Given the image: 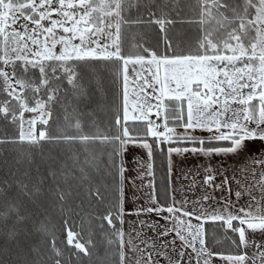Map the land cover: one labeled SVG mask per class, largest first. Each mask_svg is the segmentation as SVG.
I'll use <instances>...</instances> for the list:
<instances>
[{"label": "snow or ice", "instance_id": "6c2138e0", "mask_svg": "<svg viewBox=\"0 0 264 264\" xmlns=\"http://www.w3.org/2000/svg\"><path fill=\"white\" fill-rule=\"evenodd\" d=\"M0 163V264H264V0H0Z\"/></svg>", "mask_w": 264, "mask_h": 264}, {"label": "trees", "instance_id": "16d2710c", "mask_svg": "<svg viewBox=\"0 0 264 264\" xmlns=\"http://www.w3.org/2000/svg\"><path fill=\"white\" fill-rule=\"evenodd\" d=\"M147 31V30H145ZM164 158L160 155L156 157V183L159 186V190L161 191L162 186L160 184V178L165 173V166L163 163ZM6 171V166L3 163H0V175H3V172ZM81 205V201L76 199L74 203L71 205L76 208V211L71 215H68L67 212L65 216L68 220L69 226L72 228L74 232L81 233V242H87L90 238L96 245V247L90 248V251L93 253L90 257H85L82 253L76 254V250L74 248H70L66 245V236L63 231V218L58 214L55 215L53 219V223L56 225V237L58 241V247L63 252L62 264H108L107 256L104 252V245L101 239V232L98 227L99 221L95 220L91 213H95L98 215H102L105 213L106 205L103 203L93 202L90 207L88 202L85 201L82 207H78ZM89 220H91V225H89ZM105 224V228H106ZM227 245L225 241L223 243Z\"/></svg>", "mask_w": 264, "mask_h": 264}, {"label": "crops", "instance_id": "0c3cea01", "mask_svg": "<svg viewBox=\"0 0 264 264\" xmlns=\"http://www.w3.org/2000/svg\"><path fill=\"white\" fill-rule=\"evenodd\" d=\"M259 148H260V145L257 143V144L251 145L249 150H250V152L255 154L257 149H259ZM136 152H137V154L139 156H143L144 155V152L141 149H137ZM175 159L177 160V167H176V170H175V172L173 174L172 181H173V185L178 188V187H180L181 183H183L185 185L188 183V181L184 180L183 176L181 175V169L190 167V166L195 165L197 163H201L202 161H198L195 158H189V159H187L184 162V164H180V162H179L180 158L177 157ZM219 159L220 158H217V160H219ZM213 163L215 164L216 161H213ZM224 163L227 164V167H228L230 172H231L232 169L238 167V165L234 162V158H229L227 161H224ZM157 191H158V193H161L163 191V189H161V191H160L159 190V186H157ZM200 194H201L200 189H197L194 194L193 193H189V197L194 199L195 196H198ZM216 195L219 196L220 193H217ZM161 202H164L163 199L161 200ZM241 203H243V200L241 201ZM161 223H164V221H161ZM209 230L211 231V228ZM215 231H216V236L218 238H222L223 237V232L220 230V228L218 226L216 227ZM209 242L210 243L212 242L211 239H210ZM177 243H179V242H177ZM227 249H228V245L221 244V245L217 246V250H227ZM161 264H164V262L162 261Z\"/></svg>", "mask_w": 264, "mask_h": 264}, {"label": "rangeland", "instance_id": "374dc122", "mask_svg": "<svg viewBox=\"0 0 264 264\" xmlns=\"http://www.w3.org/2000/svg\"><path fill=\"white\" fill-rule=\"evenodd\" d=\"M106 264V263H105Z\"/></svg>", "mask_w": 264, "mask_h": 264}]
</instances>
